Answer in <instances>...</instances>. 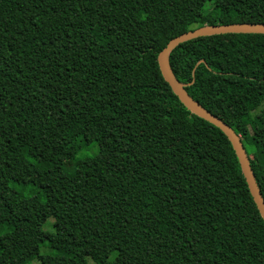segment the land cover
<instances>
[{"label": "trees", "instance_id": "16d2710c", "mask_svg": "<svg viewBox=\"0 0 264 264\" xmlns=\"http://www.w3.org/2000/svg\"><path fill=\"white\" fill-rule=\"evenodd\" d=\"M241 21L264 23V0H0V264H264L231 141L158 62ZM170 64L241 135L264 197V34L191 39Z\"/></svg>", "mask_w": 264, "mask_h": 264}, {"label": "water", "instance_id": "95a60500", "mask_svg": "<svg viewBox=\"0 0 264 264\" xmlns=\"http://www.w3.org/2000/svg\"><path fill=\"white\" fill-rule=\"evenodd\" d=\"M224 33L264 34V23L255 21H241L230 24H205L198 26L172 38L159 53L158 62L165 80L170 84L181 102L191 112L218 126L228 136L240 161L241 168L251 194L258 206V209L260 210L262 217L264 218V197L257 183L251 160L245 149L241 135H239L231 125H229L223 119L217 117L193 96H191V94L186 90L185 84H183L174 74L170 64L171 52L181 43L198 37Z\"/></svg>", "mask_w": 264, "mask_h": 264}, {"label": "rangeland", "instance_id": "374dc122", "mask_svg": "<svg viewBox=\"0 0 264 264\" xmlns=\"http://www.w3.org/2000/svg\"><path fill=\"white\" fill-rule=\"evenodd\" d=\"M98 148L95 147V149H86V151L82 154H80L77 158H81L83 155L85 154H92L94 151H96ZM44 230L47 231H53L54 230V218L50 217L48 219V221L44 224ZM51 250L47 247H45V245L42 246L41 248V254H45V253H49ZM115 256V254L111 255V259ZM38 260H34L33 264H37ZM87 264H96L94 262V260L91 257H87Z\"/></svg>", "mask_w": 264, "mask_h": 264}]
</instances>
